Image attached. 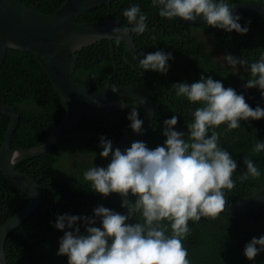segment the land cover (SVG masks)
Returning <instances> with one entry per match:
<instances>
[{"label":"trees","instance_id":"obj_1","mask_svg":"<svg viewBox=\"0 0 264 264\" xmlns=\"http://www.w3.org/2000/svg\"><path fill=\"white\" fill-rule=\"evenodd\" d=\"M42 14H52L66 0H17ZM131 3H139L141 11L147 14L148 30L134 36L139 51L131 55L127 46L114 40L117 74L110 80L114 87H137L149 95L155 107L154 126L144 140L149 147L162 144L163 121L173 114L178 115L177 130H186L191 121V110L196 105L184 98H178L171 87L175 83H192L201 75L221 80L225 87H232L242 93L250 107L264 108V97L258 88H245L249 74L243 70L233 72L230 66L214 60L213 51L197 37L193 30L198 27L213 37V44L225 54L258 59L264 51V17L256 13L240 14L241 26L247 25L248 32L240 35L214 28L207 24L192 26L178 20H167L159 16L151 0H113L102 4L79 17V23L100 22L107 18L120 19L127 25L122 10ZM231 3H247L264 6V0H231ZM163 50L171 52L169 70L166 74L140 69L138 60L142 54ZM74 76L79 84L97 90L107 84L114 72L110 42L104 39L78 52ZM128 59V62L125 59ZM135 99H127V103ZM10 105L21 116L20 124L12 138V148L25 149L42 145L52 130L63 120L67 106L61 94L53 85L45 69L32 54L9 49L5 63L0 70V106ZM137 107V106H136ZM131 107L110 112L102 116L84 114L82 122L74 130L64 133L60 143L48 153L38 157L25 158L15 168L35 177L43 191V204L19 228L14 230L6 242L8 264H67L66 256L57 255L59 239L63 233L53 225L59 214L91 216L93 208L103 205L117 212L121 198L112 193L107 198L90 189L83 179V172L90 166H106L107 158L99 152L100 137L111 139L113 146L119 138L130 131L127 113ZM142 119V109L137 107ZM10 124V118L0 114V149ZM241 127L227 129L221 125L214 130L219 134V143L238 162L233 179L235 187L226 190L231 203L253 194H264V152L256 153L253 144L256 139L264 141V118L240 121ZM75 147L81 148L80 155H74ZM68 152L74 157L64 158ZM249 156L257 164L261 175L255 179L239 180L245 170L243 158ZM29 202V195L14 185L0 169V226L14 216ZM135 218H139L137 214ZM190 234L183 246L188 250L191 264H264V252L253 261L243 254L245 244L252 237L264 235V206L252 204L242 213H220L216 218L202 217L200 221L188 222ZM83 230V229H82Z\"/></svg>","mask_w":264,"mask_h":264},{"label":"clouds","instance_id":"obj_2","mask_svg":"<svg viewBox=\"0 0 264 264\" xmlns=\"http://www.w3.org/2000/svg\"><path fill=\"white\" fill-rule=\"evenodd\" d=\"M151 4L167 20L180 18L193 22L200 18L225 32L240 35L248 32L247 25L241 26L239 15L233 14L231 0H151ZM122 16L127 21L124 33L142 35L148 30L147 14L141 11L139 3L124 8ZM121 31L113 28L112 33ZM171 59V52L157 50L142 54L138 64L142 72L166 74ZM221 59L233 72H247L244 87L258 88L264 97V51L255 60L230 53ZM171 87L178 98L196 105L186 130H177L178 115L173 114L163 121L164 141L155 147L135 140L121 150L113 146L111 139L100 137L99 156L107 158L108 163L106 166L93 163L83 172V179L102 198L118 194L120 206L126 211L121 213L98 205L91 216L57 215L53 226L63 233L57 255L66 256L67 264H191L183 246L190 234L188 222H198L202 217L216 218L224 212L226 190L235 187L233 176L238 162L220 145L214 129L221 125L236 129L241 127L242 120H260L264 118V108L250 107L242 93L225 87L221 80L210 75ZM111 89L118 90L114 86ZM119 103L126 106L123 100ZM127 119L131 131L142 135L144 120L136 106L130 108ZM252 150L264 152V141L256 139ZM243 165L240 181L261 175L249 156L243 158ZM261 252L264 235L252 237L243 249L249 261Z\"/></svg>","mask_w":264,"mask_h":264},{"label":"water","instance_id":"obj_3","mask_svg":"<svg viewBox=\"0 0 264 264\" xmlns=\"http://www.w3.org/2000/svg\"><path fill=\"white\" fill-rule=\"evenodd\" d=\"M112 1L66 0L57 11L47 15L17 0H0V70L9 49L32 54L45 69L67 106L63 120L52 130L42 145L17 150L12 148V138L20 124L21 116L10 105L0 106V114L10 118L5 140L0 149V169L14 185L29 195L28 204L0 226V264H8L6 242L9 235L23 225L44 202L40 183L35 177L18 171L15 168L18 161L48 153L60 143L64 133L74 130L81 124L83 115L86 113L91 116H102L132 106L142 109L143 134L137 135L131 130L124 133L114 145L121 150L130 147L135 140L144 141L154 126L155 107L149 95L137 87L130 86L115 87L118 90L113 92L110 85V80L118 70L113 41L124 42L128 52L136 55L134 36L123 32L124 27L120 19L113 20L109 17L100 22H78L79 17L84 13L99 5L111 4ZM232 11L234 15L256 13L264 17V6L255 4L236 3ZM176 20L192 26L206 24L200 18L193 22L183 21L180 18ZM113 28H121L122 31L113 34ZM238 35L241 37L240 34ZM104 39L110 42L114 72L106 85L92 90L86 85L79 84L74 76L79 60L78 52ZM125 59L128 62L126 57ZM132 98L135 99L134 102H126L127 99ZM121 100L125 101V107L120 106ZM252 204L264 206V194H253L239 202L231 203L230 195L227 193L224 213L246 212Z\"/></svg>","mask_w":264,"mask_h":264},{"label":"rangeland","instance_id":"obj_4","mask_svg":"<svg viewBox=\"0 0 264 264\" xmlns=\"http://www.w3.org/2000/svg\"><path fill=\"white\" fill-rule=\"evenodd\" d=\"M193 33L199 37L201 40L204 41V43H206V45L208 46V48H210L213 53H214V60L218 61L221 64H226L221 58L225 55V53L219 49L218 47H216L213 44V37L210 34L205 33L201 28H194ZM75 149L78 151L75 152L74 155H80L81 153V148L80 147H75ZM74 155L70 156V154L68 152H65L63 157L64 158H69V157H74Z\"/></svg>","mask_w":264,"mask_h":264},{"label":"flooded vegetation","instance_id":"obj_5","mask_svg":"<svg viewBox=\"0 0 264 264\" xmlns=\"http://www.w3.org/2000/svg\"><path fill=\"white\" fill-rule=\"evenodd\" d=\"M135 46H136V43H135ZM139 51V48L136 46V53ZM126 57V56H125Z\"/></svg>","mask_w":264,"mask_h":264}]
</instances>
